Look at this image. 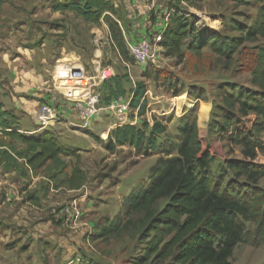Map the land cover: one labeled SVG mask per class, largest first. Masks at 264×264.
Masks as SVG:
<instances>
[{"label": "rangeland", "instance_id": "obj_1", "mask_svg": "<svg viewBox=\"0 0 264 264\" xmlns=\"http://www.w3.org/2000/svg\"><path fill=\"white\" fill-rule=\"evenodd\" d=\"M61 1L0 0V104L12 113L20 132L46 131L75 150L73 156L61 157L64 172L52 165L50 170L47 163L32 174L23 160L0 167V264H168L157 254L145 259L150 238H145L140 214L124 213V198L147 186L157 159L166 157L164 151L178 141L179 127L195 116L213 156L211 175L222 188L253 186L230 166L244 160L243 146L231 147L227 134L220 137L225 122L257 134L263 146L251 164L264 171V130L253 132V124L264 120L240 110L242 102L249 104L247 96L264 93L252 75L264 39L243 41L264 0H110L113 13L98 23L70 10L56 11L54 6ZM178 12L195 17L196 36L210 37L216 46L223 44L226 55L211 44L192 50L193 39H187L182 61L166 56L156 44L160 40L155 41L159 35L162 38L170 14ZM111 20L121 28L127 57L116 47L108 26ZM143 37L156 44L158 53L154 62L140 66L128 42ZM72 62L84 66L101 100L108 96L107 86L98 79L103 68H111V77L121 79L126 96L139 82L145 85L147 112L137 118L131 110L122 123L141 126L143 120L152 122V117L162 122L166 132L158 136L155 151L145 154L129 145L107 150L103 142L117 125L109 115L102 114L86 129L63 121L46 126L38 122L40 106L70 90L57 70ZM16 147L25 146L16 141ZM75 166L84 176L76 189L65 182L66 173ZM257 186L264 189V176ZM165 203L158 201L157 209ZM128 218L132 222L119 234L108 230L117 222L124 225ZM244 229L245 238L235 246L229 263L264 264V224L246 221Z\"/></svg>", "mask_w": 264, "mask_h": 264}, {"label": "trees", "instance_id": "obj_2", "mask_svg": "<svg viewBox=\"0 0 264 264\" xmlns=\"http://www.w3.org/2000/svg\"><path fill=\"white\" fill-rule=\"evenodd\" d=\"M54 9L73 11L92 23H98L114 11L110 0H62ZM195 21V17L179 12L170 14L159 42L165 55L182 61L185 57L182 45L187 39H193L192 50L211 44L216 52L226 55L223 44L216 46L212 44V38L196 36ZM108 26L120 54L127 57L121 28L112 20ZM258 37L264 39V5L259 7V16L247 30L243 41ZM252 75L254 83L264 90V47L259 51ZM103 84L107 86L108 96L102 102L130 97V109L135 117L147 112L143 83L135 85L129 92L131 96H126L120 78L111 77ZM247 99L249 104L241 103L242 113L246 115L252 111L264 120V93L247 96ZM226 102L229 106L233 105L228 99ZM225 119L230 121L228 117ZM262 129L263 123L253 124L254 133ZM219 131L220 137L228 135L231 147L233 144L243 146L244 160L230 162V166L245 175L253 186L243 184L238 187L233 184L227 189L222 188L211 175L213 156L201 137L197 117L185 121L178 129V141L166 149V157L158 158L151 168L147 186L131 190L123 201L124 213L128 217L134 214L142 216L138 221L146 231L145 238H150L145 259L157 254L162 261L168 259V264H230L235 246L245 238L244 223L253 221L259 227L264 224V189L257 186L264 171L251 164L263 143L257 134L242 131L233 121L225 122ZM165 132L166 126L152 117V122L143 120L141 126L130 122L117 124L105 142L97 136L94 139L103 142L110 151L117 146L129 145L146 154L156 150L158 136ZM16 141L25 147L18 149ZM74 154V149L46 131L37 135L20 132L12 113L0 104V167H13L23 160L32 174L47 163H50L47 166L61 167L64 172L65 164L61 157ZM52 166H49L50 170H53ZM51 177L56 179L55 174ZM83 181L84 176L77 166L65 175V182L71 188H79ZM160 200L166 203L157 209ZM131 222L128 218L124 225L120 226L117 222L108 230L119 234Z\"/></svg>", "mask_w": 264, "mask_h": 264}, {"label": "built area", "instance_id": "obj_3", "mask_svg": "<svg viewBox=\"0 0 264 264\" xmlns=\"http://www.w3.org/2000/svg\"><path fill=\"white\" fill-rule=\"evenodd\" d=\"M159 40L161 35L157 36L155 42ZM156 44H152L149 38L143 37L128 42V49L135 63L144 66L157 59ZM77 65L72 62L65 63L63 66H67L66 68L58 67L59 79L65 81L70 90L66 88V94L58 100L54 98L50 102L43 103L36 112L38 122L46 126L56 121H63L74 127L86 129L102 114L112 116L117 124L127 119L131 111L130 97H118L111 99L108 103L102 102L100 93L93 89L96 84L90 83L84 66ZM111 73L109 67L101 69L98 74L99 82L111 78ZM71 112L75 115L74 117H71Z\"/></svg>", "mask_w": 264, "mask_h": 264}, {"label": "crops", "instance_id": "obj_4", "mask_svg": "<svg viewBox=\"0 0 264 264\" xmlns=\"http://www.w3.org/2000/svg\"><path fill=\"white\" fill-rule=\"evenodd\" d=\"M113 128H114V126H113ZM113 128H112L110 131H112V130H113Z\"/></svg>", "mask_w": 264, "mask_h": 264}]
</instances>
